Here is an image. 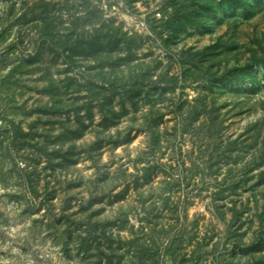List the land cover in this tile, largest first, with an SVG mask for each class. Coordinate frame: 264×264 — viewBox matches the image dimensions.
<instances>
[{
    "label": "rangeland",
    "instance_id": "1",
    "mask_svg": "<svg viewBox=\"0 0 264 264\" xmlns=\"http://www.w3.org/2000/svg\"><path fill=\"white\" fill-rule=\"evenodd\" d=\"M0 264H264V0H0Z\"/></svg>",
    "mask_w": 264,
    "mask_h": 264
}]
</instances>
